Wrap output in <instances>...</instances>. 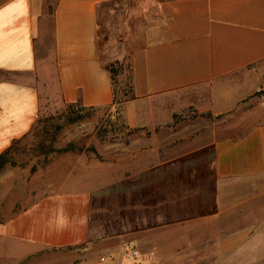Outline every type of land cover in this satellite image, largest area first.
Instances as JSON below:
<instances>
[{"label": "crops", "instance_id": "1", "mask_svg": "<svg viewBox=\"0 0 264 264\" xmlns=\"http://www.w3.org/2000/svg\"><path fill=\"white\" fill-rule=\"evenodd\" d=\"M115 1L58 0L54 84L61 106H112L99 7ZM156 13L149 44L132 53L128 124L164 127L195 106L242 118L230 127L235 133L215 134L211 152L168 159L141 178L50 187L0 220V264L70 248L83 256L66 259L70 264H264V0H160ZM45 18V0H0V73L11 77L0 79V154L41 116L37 83L47 72L37 41ZM198 228L211 230L204 249L193 246ZM127 242L139 259L124 255ZM93 247L100 251H88ZM106 252L112 258L103 262Z\"/></svg>", "mask_w": 264, "mask_h": 264}, {"label": "rangeland", "instance_id": "2", "mask_svg": "<svg viewBox=\"0 0 264 264\" xmlns=\"http://www.w3.org/2000/svg\"><path fill=\"white\" fill-rule=\"evenodd\" d=\"M159 1L121 0L110 2L101 10L100 58L104 65L125 62L123 74L116 75L114 81L120 98L122 84L127 85L128 91L124 98L127 102L107 108L61 106L56 101L53 18L47 15L37 41L39 63L47 72V77L38 79L37 83L41 95L40 124L27 135L20 155L0 173V220L12 216L24 203L35 200L50 187L92 186L118 178H141L168 159L192 158L211 152L209 146L216 136L219 139L233 136L235 132L230 127L242 118L214 115L195 106L175 114L173 122L164 127L149 129L128 124L124 108L133 101L132 53L149 44V28L159 25L156 16ZM1 78L11 77L0 73ZM206 232L211 233L210 228L193 230V237L198 239L193 240V246L200 249L208 246L204 243ZM84 247L89 249L91 245L81 249ZM93 249L88 251L95 252L98 247ZM81 257L70 248L20 264H70L66 259ZM111 258L112 254L106 252L101 261Z\"/></svg>", "mask_w": 264, "mask_h": 264}, {"label": "trees", "instance_id": "3", "mask_svg": "<svg viewBox=\"0 0 264 264\" xmlns=\"http://www.w3.org/2000/svg\"><path fill=\"white\" fill-rule=\"evenodd\" d=\"M57 2H58V0H56L55 5H53L52 4V0H45V14L49 15V16H52L53 19H54L55 8H56ZM107 4L108 3H106V4L102 5L101 7H99V17H100V13H101L102 8L105 5H107ZM99 27H100V23H99ZM100 61H101V58H100ZM101 63H102V61H101ZM102 65L108 71V73L110 75V78H111V83H112V86H113L114 99H113L112 106L121 105V104L127 102L128 99H124V98H126L128 96L127 85L122 84L121 87H123V97L120 98L119 94L117 92V89H116L115 81H114V77L116 75L123 74L125 62L124 61H116L114 63H110L109 65H104L102 63ZM130 92L133 95L131 100H134L135 99V95H134V80H133L132 61H131V91ZM78 106H80V105H78ZM81 107H83V106H81ZM83 108L86 109V107H83ZM79 109H82V108H77L78 111H79ZM90 109H96V108H90ZM39 121H40V119H38V121L35 124V126L33 127V129H36L38 127V125L40 124V123L38 124ZM32 130L30 131V133L32 132ZM39 133H38V130H37V132H36V136L37 137H38ZM26 139H27V136L21 138L20 140L14 141L13 144L7 150H5L3 153L0 154V173L8 165H10L14 161L16 156L20 155V151H21L20 147H21V145L24 143V141Z\"/></svg>", "mask_w": 264, "mask_h": 264}, {"label": "built area", "instance_id": "4", "mask_svg": "<svg viewBox=\"0 0 264 264\" xmlns=\"http://www.w3.org/2000/svg\"><path fill=\"white\" fill-rule=\"evenodd\" d=\"M123 251H124V255L127 258L137 260L140 257L139 252L137 251V249L134 246V243H128L125 246V248L123 249Z\"/></svg>", "mask_w": 264, "mask_h": 264}]
</instances>
